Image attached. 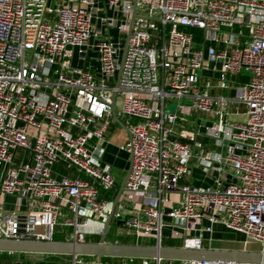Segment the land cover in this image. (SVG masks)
Instances as JSON below:
<instances>
[{"label": "built area", "instance_id": "2783aa9c", "mask_svg": "<svg viewBox=\"0 0 264 264\" xmlns=\"http://www.w3.org/2000/svg\"><path fill=\"white\" fill-rule=\"evenodd\" d=\"M114 94L130 156L116 206ZM111 215L130 243L210 248L222 227L264 249V0H0V238L53 240L63 217L65 239L90 241Z\"/></svg>", "mask_w": 264, "mask_h": 264}, {"label": "water", "instance_id": "95a60500", "mask_svg": "<svg viewBox=\"0 0 264 264\" xmlns=\"http://www.w3.org/2000/svg\"><path fill=\"white\" fill-rule=\"evenodd\" d=\"M137 0H134L136 4ZM136 15V7L134 8L133 18ZM133 22V19L131 23ZM128 47V37L123 47L124 61L125 53ZM122 66L118 76L121 75ZM109 85H114L113 82H108ZM118 85V81L115 83ZM117 95L114 94L113 101V116L114 120L122 125L127 131V127L117 115ZM127 174L120 184L119 191L114 198L115 206L119 202V198L125 190V182ZM119 225L113 215L109 217L105 223L103 232L98 241H75V240H41V239H15V238H0V252L9 253H41V254H81L97 257L101 261L103 257H133V258H148L162 260H224L241 263H260L264 261V249L253 250H230L219 248H188L185 245L167 246V245H151L138 243H121L108 242L106 240L107 233L110 228ZM124 233V230L122 231Z\"/></svg>", "mask_w": 264, "mask_h": 264}, {"label": "crops", "instance_id": "0c3cea01", "mask_svg": "<svg viewBox=\"0 0 264 264\" xmlns=\"http://www.w3.org/2000/svg\"><path fill=\"white\" fill-rule=\"evenodd\" d=\"M96 65H97L96 62H94V66H96ZM114 123H117V122L114 121L108 130V138L109 139L113 137L112 135H110V131H111L112 125ZM122 146H121V148H122ZM121 148L117 151L115 146L112 144V140H111L110 144L106 145V153H105L104 158L107 162L112 164L113 167L114 166H120V167L126 169L129 166L130 156H129L128 152H126L125 150H123ZM14 201H15V197H13V196L6 197V207L9 209H13L14 208ZM217 229L218 230L215 233H213L214 240L224 241L225 240L224 236H226V233H229L231 235L233 234V232H231V231L227 232L222 227H217ZM118 232L120 233L119 229H118ZM231 235L230 236L228 235L229 238H231L228 241L232 242L233 240H237L240 243H243V245H239V246L225 245V246H216V247H213V245H209V247L210 248H219V249H230V250H234V249L235 250H253V251L254 250L255 251L261 250V248L260 249H249L245 245L247 241L244 239V237L242 235L235 234V235H237V237H234V238H232ZM228 236H226V237H228ZM235 238H238V239H235ZM90 241H93V240H90ZM116 241H120V240L116 239ZM239 242H237V243H239ZM15 260H20L24 264H69L70 255H68V254H41V253L11 254V253L0 252V264H10L11 262H13ZM115 264H123L122 259L115 258ZM166 264H179V263L178 262H174V263L166 262Z\"/></svg>", "mask_w": 264, "mask_h": 264}, {"label": "rangeland", "instance_id": "374dc122", "mask_svg": "<svg viewBox=\"0 0 264 264\" xmlns=\"http://www.w3.org/2000/svg\"><path fill=\"white\" fill-rule=\"evenodd\" d=\"M198 32L200 33L201 31L198 30ZM248 75V72L247 71H244L243 73V76H242V80L244 79V77ZM117 102H118V108L120 109V106H121V98L118 97L117 99ZM177 106H178V100L177 99H171L168 101V104H167V111H176L177 109ZM241 111L244 113L245 110H246V106H241L240 107ZM233 118L235 119H238V120H243L245 118V115L244 114H241V115H238V116H233ZM193 118H190V120H192ZM110 135H112L113 137L111 138L112 140V144L115 146V148L117 149V151L121 148L122 145H124L127 140L129 139V132L120 124H117V123H114L112 125V128H111V131H110ZM26 157V153L24 151H18L17 152V156H16V159L21 161L23 160L24 158ZM113 173L114 175L117 177L118 181H119V185L122 183V181L124 180L125 176H126V173H127V168H122L120 166H114L113 167ZM199 175V174H198ZM64 211H66L65 209H63ZM71 217V216H70ZM64 218L63 217H59V225L56 227V230H57V234L56 236L57 237H64L65 238V234L70 232L71 231V228L68 227V226H62L60 224V222H63ZM228 232V231H227ZM234 234V232H233ZM231 235L229 233H226V236H230L232 238L234 237H237V235ZM224 236L225 240L224 241H220V240H214L212 242H208L206 243V245H213V247H216V246H225V245H236V246H239V245H243V243H240L239 241L237 240H233L232 242L228 241L230 240L231 238L226 237ZM243 236V235H242ZM101 237V234L100 235H90L88 236V239L89 240H93V241H98ZM244 237V236H243ZM116 239H119L120 242L121 241H126L127 239L124 238V234H120L118 232V226H112L109 230V232L107 233V236H106V240L108 242H115ZM169 240V238H164L163 239V242H166V240ZM235 239H238V238H235ZM245 239V238H244ZM173 240L174 242H178L180 243L179 240H175V239H171ZM129 241V240H128ZM151 242V241H149ZM230 242V243H229ZM239 242V243H237ZM130 243V241H129ZM249 249H260L261 248V244L258 243V242H254V241H251V240H248L245 244ZM85 259L86 260H92L94 258H96L95 256H89V255H84ZM103 261L106 262V261H110V262H115V258L114 257H103Z\"/></svg>", "mask_w": 264, "mask_h": 264}, {"label": "trees", "instance_id": "16d2710c", "mask_svg": "<svg viewBox=\"0 0 264 264\" xmlns=\"http://www.w3.org/2000/svg\"><path fill=\"white\" fill-rule=\"evenodd\" d=\"M189 31L193 32V33L195 34V36H196V39L199 40L201 32L199 33V32H198V29H190ZM118 187H120V185H119ZM54 239H55V240H64L65 238H64V237H57V236L55 235ZM121 243H129V241H128V240H126V241H121ZM145 244H151V245H154L155 243H154L153 241H151V242H149V243H145ZM163 244H164V245H167V246H180V245H181V243L174 242V241L171 240V239H169V240L167 239L166 242H163ZM4 253H9V252H4ZM11 254H17V252H14V253H11ZM149 264H155V262H151V263H149ZM161 264H166V262L161 263Z\"/></svg>", "mask_w": 264, "mask_h": 264}]
</instances>
